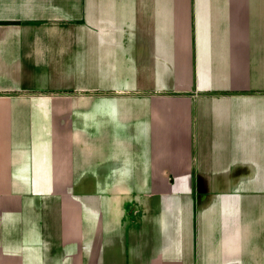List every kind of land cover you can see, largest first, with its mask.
<instances>
[{
	"label": "crops",
	"instance_id": "0c3cea01",
	"mask_svg": "<svg viewBox=\"0 0 264 264\" xmlns=\"http://www.w3.org/2000/svg\"><path fill=\"white\" fill-rule=\"evenodd\" d=\"M0 264H264V0H0Z\"/></svg>",
	"mask_w": 264,
	"mask_h": 264
}]
</instances>
